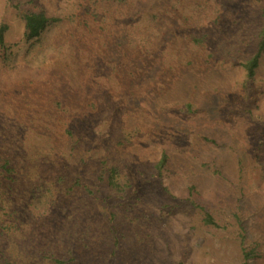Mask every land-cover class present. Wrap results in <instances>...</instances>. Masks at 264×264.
<instances>
[{
    "label": "rangeland",
    "instance_id": "1",
    "mask_svg": "<svg viewBox=\"0 0 264 264\" xmlns=\"http://www.w3.org/2000/svg\"><path fill=\"white\" fill-rule=\"evenodd\" d=\"M17 7L59 21L27 40ZM2 23L0 264H264V0H0Z\"/></svg>",
    "mask_w": 264,
    "mask_h": 264
},
{
    "label": "trees",
    "instance_id": "2",
    "mask_svg": "<svg viewBox=\"0 0 264 264\" xmlns=\"http://www.w3.org/2000/svg\"><path fill=\"white\" fill-rule=\"evenodd\" d=\"M18 8V19L23 23L24 25V37L27 40H31V39H39L41 38L43 32L53 23L58 22L59 20L56 18H50L48 17L44 12H26L23 11L21 9ZM8 30V25L5 23L0 24V49L4 50L6 48V42H5V34ZM262 40L259 44V48H258V52L256 54H254V56H252L250 59H248L243 67L245 69V74H246V80L247 82L253 81L255 79V75H256V70L258 69L259 63H260V59L262 57V54L264 53V30L262 31ZM56 104V103H55ZM58 107H61L62 104L58 103L56 104ZM67 107V106H66ZM68 108V107H67ZM67 110V115H61L59 116V118L57 117V115L55 114L54 116H50L49 115V120H52L54 118H56V122H58L60 124V132H58V138L59 139H67L68 137H72L73 138V133H74V129L71 126L72 122H71V115H69L71 112L70 110ZM69 113V114H68ZM58 118V120H57ZM166 158L163 156V158L161 159V161L158 164V169H162V167H164L165 163H166ZM110 185L111 186H116V184L113 181L114 178V170L110 171ZM59 181H62V179H58ZM55 186V187H54ZM46 192L49 193V196H52L53 192L52 189L57 190V177H55V179L52 180V182L50 183V185L45 187ZM207 222H212L211 217H207Z\"/></svg>",
    "mask_w": 264,
    "mask_h": 264
}]
</instances>
